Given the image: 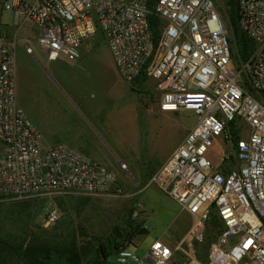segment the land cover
Segmentation results:
<instances>
[{"label": "built area", "instance_id": "1", "mask_svg": "<svg viewBox=\"0 0 264 264\" xmlns=\"http://www.w3.org/2000/svg\"><path fill=\"white\" fill-rule=\"evenodd\" d=\"M238 9L254 48L237 64L215 0H156L152 9L148 0H0V202L121 192L113 170L65 143L44 146L16 99L19 38L34 37L47 62H77L83 44L99 34L124 83L137 91L153 81L160 112L196 116L149 179L192 217L188 234L173 245L155 240L142 255L124 242L113 264H264V0H238ZM150 16L158 20L156 37ZM24 50L33 56L28 44ZM219 140L226 149L214 163ZM59 216L51 207L45 224ZM212 216L220 233L201 262L195 247Z\"/></svg>", "mask_w": 264, "mask_h": 264}, {"label": "rangeland", "instance_id": "2", "mask_svg": "<svg viewBox=\"0 0 264 264\" xmlns=\"http://www.w3.org/2000/svg\"><path fill=\"white\" fill-rule=\"evenodd\" d=\"M227 1L215 0L222 17ZM3 19L12 22L13 17L6 13ZM87 42L89 50L83 52L77 62L62 59L47 62L34 37L19 38L15 76L17 104L41 133L43 144V136L51 134L60 140L71 137L81 140L88 158L116 173V187L121 192L116 193L111 188L107 194L70 193L0 202V260L3 264H34L23 250L34 254L54 253L72 246L81 264H92L94 250L99 245L112 249L115 241L130 242L139 245L134 248L136 253L143 254L155 240L178 239L173 245L189 232L192 217L149 183L150 166L144 157L180 142L184 133L195 125V114L192 111L158 114L155 105L159 95L153 81L138 86L137 92L125 84L119 98L122 85L104 39L96 35ZM25 44L31 47L33 56L25 53ZM133 101L141 105L139 120L132 127L134 133L138 132L137 147L124 143L117 130L110 129L109 136H105L96 126L100 115L118 108L127 109L128 103ZM240 136L246 138V131ZM223 149L226 147L219 140L213 150L215 154L210 156L214 163ZM131 150L133 152H129ZM119 161L127 163V171L119 169ZM140 168L141 178L138 179L136 169ZM51 207L58 208L60 216L54 224L46 225L45 216ZM136 224L146 228L147 234L128 240ZM120 246L113 248L112 253L116 254ZM195 251L197 256L196 247ZM113 260L114 255L110 258L111 262Z\"/></svg>", "mask_w": 264, "mask_h": 264}, {"label": "trees", "instance_id": "3", "mask_svg": "<svg viewBox=\"0 0 264 264\" xmlns=\"http://www.w3.org/2000/svg\"><path fill=\"white\" fill-rule=\"evenodd\" d=\"M155 1L156 0H148L149 9H152ZM226 7L227 8H225V10H222L221 12L223 14V19L226 21L230 32V42L233 44V51H234L233 58L235 62L238 64L239 62H245L249 58L254 48V45L252 41L239 28L238 0H228L226 2ZM150 22L152 23L153 34L156 37L158 20L154 16H150ZM141 77H143V74ZM138 84H142V81L138 82ZM131 90L133 92H137L133 88V86L131 87ZM229 130L232 135L233 143H236V141L239 140V136H238V132L235 130L233 123L230 124ZM208 227L209 228L204 241L201 244L196 245L197 258L201 262L206 261L205 256L207 250L209 249L216 235L220 233L218 221L214 216L211 217ZM145 234H147V229L140 226V224H136L133 230L129 232L127 237L128 240H130L136 235H145ZM118 237L121 238L120 233H118ZM122 243L123 242L115 241L112 244V249H108L105 248L103 245H99L94 250L95 258L93 257L92 264H113V262L110 261V258L113 255L115 256V253L114 252L112 253L113 248L117 249V247ZM72 247L70 248L67 247L62 252L55 251L54 253H51L50 251H45L34 254L32 251H26V250L23 251L27 258L29 257L30 259H33L30 262L33 261L34 264H81L80 256L78 255L75 248ZM0 264H3L1 260H0Z\"/></svg>", "mask_w": 264, "mask_h": 264}, {"label": "crops", "instance_id": "4", "mask_svg": "<svg viewBox=\"0 0 264 264\" xmlns=\"http://www.w3.org/2000/svg\"><path fill=\"white\" fill-rule=\"evenodd\" d=\"M88 50H89V44H88V42H85L83 44L82 48H81V55L83 54V52H88ZM117 77H118V75H117ZM118 79H119V81H120V83L122 85L121 92L118 95L119 98H120L123 95L122 89H123V87H125L124 85L126 83H124L119 77H118ZM139 105L140 104H138L137 101H133L132 103H128V105L126 106L127 109L123 108V109L119 110V108H118L115 111H112V112L110 111V112H107L104 115H100L98 117V118H100L102 116L100 119H98V118H97V120L95 119L96 122H97L96 123L97 128L100 131H102L105 136H109L108 135V131L110 129L117 130V132L123 138V142L124 143H126V144H128V145H130L132 147H137L138 132L136 131V133H134L135 131L132 130V127L137 122V120H139V109H140ZM142 106L144 107V104ZM155 107L157 109V113L158 114H162V115H170V114H172V113H162V112H160L158 110V103H156ZM127 111H129V113ZM187 132L184 133V135H183V137H182L180 142H177L174 145L169 146L167 149H164L161 152H158V150H156V151H154L152 153L147 154V156L144 157L145 163L150 166L149 167V171H148L149 178L147 180H149L152 177V175L168 160V158L171 155V153L182 142V140L184 139V137L187 134ZM43 141H44V146H46V147H52V146H55V145L60 144V143H65V144H67L70 148H72L76 152H79V153L84 154V155H85V152H87L84 149L85 145L82 144L81 140H79L77 138L71 137V138H66V139L60 140L59 138H56V136L51 134V136H48V137L43 136ZM129 152H133V150H131ZM134 159H135V156H134ZM119 162H124V161H119ZM124 163L127 166V163L126 162H124ZM118 167H119V164H118ZM141 167H142V165H141ZM127 170H128V166H127ZM141 170H142L141 168H140V170L136 169L138 179L141 178V173H140ZM116 180H117L116 181V184H117L118 183V178H116ZM180 238H182V237H180ZM175 240H178V239H175ZM175 240H173V239L171 240L170 238H168V240H165V242L168 243V244H172V243L175 242ZM137 246H139V245H137ZM139 255H142V254H139Z\"/></svg>", "mask_w": 264, "mask_h": 264}, {"label": "snow or ice", "instance_id": "5", "mask_svg": "<svg viewBox=\"0 0 264 264\" xmlns=\"http://www.w3.org/2000/svg\"><path fill=\"white\" fill-rule=\"evenodd\" d=\"M157 247H159V245H157Z\"/></svg>", "mask_w": 264, "mask_h": 264}]
</instances>
